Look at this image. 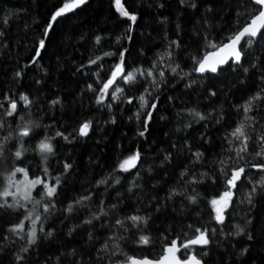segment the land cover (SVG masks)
Listing matches in <instances>:
<instances>
[{"label":"snow or ice","instance_id":"1","mask_svg":"<svg viewBox=\"0 0 264 264\" xmlns=\"http://www.w3.org/2000/svg\"><path fill=\"white\" fill-rule=\"evenodd\" d=\"M89 2L56 0L38 30L26 22V36L32 31L31 47L23 44L26 55L10 31L13 17L28 9L0 7V55L15 61L0 87V264H264V0H228L227 11L215 7L222 0H176L175 20L161 11L172 0H148L161 29L150 61V49L136 43L141 0L135 9L110 0L112 30L94 35L86 59L57 46L55 60L43 63L56 24ZM186 13L192 25L187 42ZM69 63L74 77L89 81L81 85V101L88 93L90 103L107 109L104 125L94 117L74 120L60 95L48 99L40 90ZM30 69L43 73L32 77L35 91L24 88ZM226 71L232 79L221 81ZM180 84L188 98L170 94ZM238 89L245 92L239 102L233 96ZM162 102L175 119L159 120L173 127L162 130L168 144L144 168L149 157L141 145ZM125 105L135 107L128 119L135 116L136 147L125 152L117 142L113 166L101 164L96 172L99 162L89 161L81 178L77 162L61 148L92 131L103 136ZM201 125L193 144L189 133ZM214 129L224 131L214 139ZM133 171L125 188L121 174ZM77 184L80 190L69 195V185ZM77 232L83 235L73 242Z\"/></svg>","mask_w":264,"mask_h":264},{"label":"trees","instance_id":"2","mask_svg":"<svg viewBox=\"0 0 264 264\" xmlns=\"http://www.w3.org/2000/svg\"><path fill=\"white\" fill-rule=\"evenodd\" d=\"M124 2V0H122ZM138 0H126V7H131L135 9L137 7ZM56 3V0H0V7L10 8V9H18V8H26L28 9L27 15L21 13L19 18L13 17V21L11 24L10 36L15 42L17 39L22 41V54H27L28 49L23 47L24 43H27L28 47H31V35L32 31H28L27 36L25 34L24 25L25 23H29L32 27V30H38L37 24L43 22L46 18L48 10L52 7L53 4ZM148 0H141V18L139 20V26L136 27V43L144 44L146 49H150L147 51V60H151L154 53L158 50L160 42L156 43L154 46V40L161 35V29L158 28L156 23V12L154 9H150L147 7ZM217 9H224L225 11L229 8L228 0H222L221 3L215 6ZM164 15H169L175 17L179 12V9L176 7V0H172V2L166 5L165 9L161 10ZM115 9H110V0H90L89 4L86 7H83L82 10L76 12L74 16H70L68 19H62L58 24H56V31L52 33V41L49 43V50L44 54L43 63L47 64L49 60H55V56H53V52L57 50V46H59V51L65 52L69 57H75L77 60L83 56L85 59L87 58L88 49L92 46L93 37L96 34H103L112 30V26L116 17L113 16ZM2 15V13H0ZM191 15V13L185 14V20L182 23L185 24L184 31V40L187 42L189 40L191 34V21L187 19V17ZM120 27H123L121 25ZM119 31V28L117 29ZM152 33V37L145 39L140 36L141 32ZM175 31V23L169 26V33H174ZM81 34L85 35V39H80ZM75 50V51H74ZM105 51L109 50L107 46V42H105L104 49ZM114 50V49H113ZM135 51V49H134ZM257 51H259V45H257ZM99 54V52H97ZM13 56L15 57V51L13 52ZM132 58H130L131 61ZM14 60L9 61L7 59V54L0 55V87L3 86L7 77L11 75L12 66L14 65ZM109 63L111 61L109 60ZM70 69L74 71L72 65L69 63L65 65L64 69L57 75L51 76L47 79L46 82L43 83L40 88L41 91L47 94L48 99L54 98L56 95H60L66 102L68 115L72 116L74 120H82L87 119L89 117H94L99 121L101 125H104V121L108 119V111L107 109H98L95 104L90 103L94 99L91 94L85 93L83 94V100L81 101V85L86 84L89 81L82 80L79 76H73ZM187 70V69H185ZM36 75V78L39 79L43 76V73H37L35 69H30L28 76L24 78V88L31 89L35 91L37 86H34L32 83L33 75ZM229 79H232L229 72L221 73L220 80L227 82ZM209 83H215L214 81H209ZM251 84V80L249 81ZM197 89L200 88V84L195 86ZM59 88L60 91L57 92L56 89ZM184 86L180 84L175 92L170 93L171 95H181L185 98L187 94L183 91ZM245 92L243 89H238L233 91V96L236 97L237 102L240 101V97L244 95ZM75 98V100H74ZM138 107V104L136 105ZM179 107V105H177ZM127 111H124L122 114L119 109L116 111V115L118 117L117 123L115 125H106V131H104L103 136L98 134V131L90 132V136L86 139H83L81 142H74L71 146H64L61 148V154H70L77 162V166L80 172L81 178L87 173L89 169V161H98L95 170L96 172L100 171L99 165L106 164L107 167L111 168L116 160L118 152L115 150V145L117 142L122 140L124 151L127 152L128 149L135 148L137 141L132 139L135 131V116H133L132 120L129 121L128 117L135 112V107L131 105H125ZM59 106H56L55 114L57 120H61L63 122V118L59 115ZM156 118L152 123V131L148 136V143L142 144L141 147L145 150L144 155L149 157V160L141 165V167L146 168L148 163H151V157L155 156L161 147H165L168 144V141L163 137L162 130H168L173 127L169 121L175 119V110L170 108L166 103L160 104V111L157 112ZM165 115L169 117V121H160L159 116ZM235 114H231L230 119H236ZM45 123H48L45 120ZM199 131H203L202 125L194 127L189 135L193 138V144L196 143L194 137L198 134ZM224 129H220L219 131L213 130L214 139L219 135L220 132H223ZM126 134V135H122ZM179 135H184V133H180ZM173 137H169L168 140H171ZM59 139V138H58ZM101 140V144L97 146L96 141ZM155 140L156 144L152 145V141ZM217 145H219V140H215ZM63 144V141H60ZM151 146V147H150ZM159 163V161H156ZM135 171L132 172L131 175L127 173L121 174V181L124 184L125 188L128 185V182L132 180V177L135 176ZM163 172H159L158 176H162ZM145 177H147V173H145ZM153 181L145 179L144 183L147 185H151ZM116 187V192L123 191L118 186ZM79 186L77 184L76 187H72L69 185V195H72L75 192H78ZM111 191V189H109ZM116 192H112V195L115 196ZM129 209H131L132 205L129 203ZM83 218V217H81ZM2 223V221H0ZM72 221H69L67 226H71ZM83 233L77 232L76 235L72 238V241H78ZM129 254H132L134 250H128ZM209 264H214L213 261H210Z\"/></svg>","mask_w":264,"mask_h":264}]
</instances>
